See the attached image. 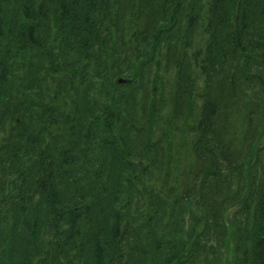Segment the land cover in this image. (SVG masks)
<instances>
[{
  "label": "trees",
  "instance_id": "obj_1",
  "mask_svg": "<svg viewBox=\"0 0 264 264\" xmlns=\"http://www.w3.org/2000/svg\"><path fill=\"white\" fill-rule=\"evenodd\" d=\"M231 95L264 111V0H0V264H264Z\"/></svg>",
  "mask_w": 264,
  "mask_h": 264
},
{
  "label": "bare ground",
  "instance_id": "obj_2",
  "mask_svg": "<svg viewBox=\"0 0 264 264\" xmlns=\"http://www.w3.org/2000/svg\"><path fill=\"white\" fill-rule=\"evenodd\" d=\"M246 98H248V96L243 97L231 95L228 102L226 103V109L228 110L230 117H233L237 111H241L242 114L238 117V121L243 126L256 127L262 132V135L264 136V111L254 112L248 110L241 102Z\"/></svg>",
  "mask_w": 264,
  "mask_h": 264
}]
</instances>
